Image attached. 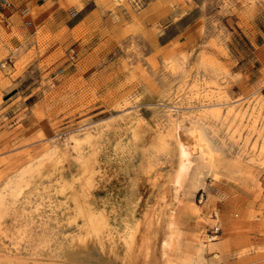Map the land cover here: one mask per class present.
I'll return each instance as SVG.
<instances>
[{
	"label": "rangeland",
	"instance_id": "obj_1",
	"mask_svg": "<svg viewBox=\"0 0 264 264\" xmlns=\"http://www.w3.org/2000/svg\"><path fill=\"white\" fill-rule=\"evenodd\" d=\"M131 4L0 21V264H264V0Z\"/></svg>",
	"mask_w": 264,
	"mask_h": 264
},
{
	"label": "crops",
	"instance_id": "obj_2",
	"mask_svg": "<svg viewBox=\"0 0 264 264\" xmlns=\"http://www.w3.org/2000/svg\"><path fill=\"white\" fill-rule=\"evenodd\" d=\"M100 1L108 5L113 0ZM136 1L130 11L147 26L168 25L175 15L177 0H145L140 10L135 9ZM101 10L97 0H0V21L25 30L44 25L53 16L57 25L76 27L82 22L88 23ZM129 15L127 12L126 16ZM260 94L264 97V87Z\"/></svg>",
	"mask_w": 264,
	"mask_h": 264
},
{
	"label": "bare ground",
	"instance_id": "obj_3",
	"mask_svg": "<svg viewBox=\"0 0 264 264\" xmlns=\"http://www.w3.org/2000/svg\"><path fill=\"white\" fill-rule=\"evenodd\" d=\"M190 134L192 136V144H191L192 146H190L191 148L189 147L190 150L196 151L199 154V158L202 160L203 165L206 168H208V170L212 171L214 169L216 160L221 155L220 152L218 154L212 148L211 143L209 142L205 133L201 129H194L193 131H191ZM182 139H185V138L182 137ZM182 139L180 141H183ZM187 142H189V141H187ZM179 143H181V142H179ZM189 155L190 154L185 149L184 145L179 144V163H178V169L176 171L175 178L173 180V183L175 185V187H174L175 189L177 188L176 185L180 184L184 180V178L187 176V174L189 173V169H190ZM171 225H172V223H171ZM169 226H170V224H169ZM174 241H175V235L173 233L171 234V232H170V235L164 240V242L162 244L163 248H166V249L170 248L171 246H173ZM167 250H164V251H167ZM199 250L201 252L202 249L200 248ZM197 252H199V251H197Z\"/></svg>",
	"mask_w": 264,
	"mask_h": 264
}]
</instances>
